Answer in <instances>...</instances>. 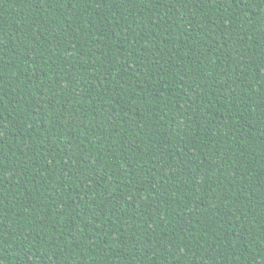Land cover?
<instances>
[{
	"label": "trees",
	"instance_id": "1",
	"mask_svg": "<svg viewBox=\"0 0 264 264\" xmlns=\"http://www.w3.org/2000/svg\"><path fill=\"white\" fill-rule=\"evenodd\" d=\"M0 264H264V0H0Z\"/></svg>",
	"mask_w": 264,
	"mask_h": 264
}]
</instances>
